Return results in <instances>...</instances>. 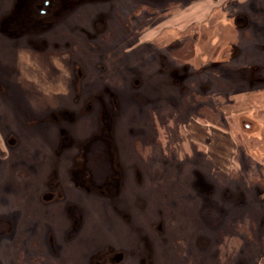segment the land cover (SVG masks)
I'll return each mask as SVG.
<instances>
[{"label": "rangeland", "instance_id": "obj_1", "mask_svg": "<svg viewBox=\"0 0 264 264\" xmlns=\"http://www.w3.org/2000/svg\"><path fill=\"white\" fill-rule=\"evenodd\" d=\"M197 1L0 0V264H258L264 51Z\"/></svg>", "mask_w": 264, "mask_h": 264}, {"label": "crops", "instance_id": "obj_2", "mask_svg": "<svg viewBox=\"0 0 264 264\" xmlns=\"http://www.w3.org/2000/svg\"><path fill=\"white\" fill-rule=\"evenodd\" d=\"M229 3L235 4L238 11L240 12L241 15L238 16V19L242 20V22L246 21L249 23V25L252 24V26L239 28L238 25L241 24H238L237 21H234L233 24H231L233 27L231 29L232 36L229 40V43L227 45L225 44V47H223L220 51L231 53H233L234 50L239 53L256 52L254 48L258 47L260 51H264V0H199L195 4H188L185 7L187 8L185 11L183 10L179 14H175L174 17H172V21L174 19L178 20L179 18L181 19H179L180 21H187L186 26L183 28L187 27L191 23L201 24L210 19V16L213 12L222 11V9L227 7ZM178 22H175L174 24H178ZM258 55H261L260 57L263 58L262 54ZM245 65L251 67L258 66L259 64L253 63L251 65L244 64V66ZM197 124L199 125V123ZM206 126L209 128V125ZM207 127L205 128L207 129ZM217 130L220 132L214 131V135L212 136L214 138H210L208 145H217L216 147H232L233 145L231 144L223 143L230 142L232 140L230 139V135L226 132L227 130L221 128H218ZM2 146L4 147L3 144Z\"/></svg>", "mask_w": 264, "mask_h": 264}, {"label": "trees", "instance_id": "obj_3", "mask_svg": "<svg viewBox=\"0 0 264 264\" xmlns=\"http://www.w3.org/2000/svg\"><path fill=\"white\" fill-rule=\"evenodd\" d=\"M186 50L189 51V49H186ZM258 184H260V183H258ZM239 227L243 228V224H241V226H239ZM231 238H233V240H237V237L236 236H233L232 235ZM238 243H239V241H237V244ZM260 248H261V252H260V256L258 258L257 263L258 264H264V230H263V232L261 234V238H260ZM221 254L224 255V254H226V252H222Z\"/></svg>", "mask_w": 264, "mask_h": 264}]
</instances>
